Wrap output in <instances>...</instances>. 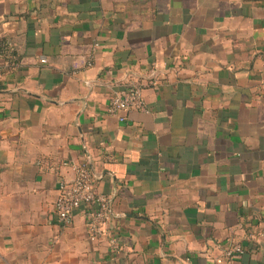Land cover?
Here are the masks:
<instances>
[{
	"label": "crops",
	"instance_id": "1",
	"mask_svg": "<svg viewBox=\"0 0 264 264\" xmlns=\"http://www.w3.org/2000/svg\"><path fill=\"white\" fill-rule=\"evenodd\" d=\"M0 40V264H264V0H0ZM81 162L111 237L58 223Z\"/></svg>",
	"mask_w": 264,
	"mask_h": 264
},
{
	"label": "built area",
	"instance_id": "2",
	"mask_svg": "<svg viewBox=\"0 0 264 264\" xmlns=\"http://www.w3.org/2000/svg\"><path fill=\"white\" fill-rule=\"evenodd\" d=\"M41 62H45L41 59ZM16 57L12 55L11 46L7 41L0 40V74L11 71L15 68ZM153 67L154 63H153ZM150 72L151 80L144 83L136 79L127 82V88L123 91L110 95L106 111L109 115L117 118L120 122L127 120L125 112L129 110L147 111L143 99L145 86H158L154 77V68ZM41 161H39V164ZM69 165L61 162L58 166ZM48 164L47 169L56 171L57 167ZM75 176L72 180L60 179L58 183V194L54 202L58 223L67 226L72 221V213L75 209L82 208L87 226L88 236L91 239L101 240L104 237H111L109 228L110 203L106 195L97 193L94 184V176L87 162L72 164ZM252 236L248 238L251 239ZM115 241L113 240L112 243ZM223 256L228 260L235 259L244 253L243 245L240 242H233L222 251Z\"/></svg>",
	"mask_w": 264,
	"mask_h": 264
}]
</instances>
